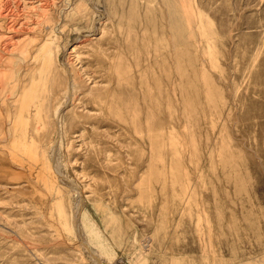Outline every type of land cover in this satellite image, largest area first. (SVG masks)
Returning <instances> with one entry per match:
<instances>
[{"label":"rangeland","instance_id":"rangeland-1","mask_svg":"<svg viewBox=\"0 0 264 264\" xmlns=\"http://www.w3.org/2000/svg\"><path fill=\"white\" fill-rule=\"evenodd\" d=\"M115 3L0 0V264H264V0L178 2L157 126L106 108L153 83Z\"/></svg>","mask_w":264,"mask_h":264},{"label":"bare ground","instance_id":"bare-ground-1","mask_svg":"<svg viewBox=\"0 0 264 264\" xmlns=\"http://www.w3.org/2000/svg\"><path fill=\"white\" fill-rule=\"evenodd\" d=\"M155 0H117V13L118 17L120 18V21H124L128 26L130 27H138L141 30L142 37L140 38L141 41V47L142 51L144 54V65H143V70L142 74H153V83L152 85H149L146 82L144 83L145 87L143 89V92L141 93V89L139 92V95L136 94L135 92H131L127 97L128 99L124 100L121 99L120 103L118 105L116 103H107L106 108L109 110L112 109L114 112L115 116H117L119 119H136L139 117V115L143 112H141V109H139L140 104H137L138 100H143L144 103L146 104V107L148 106L147 110L142 113V119L144 120L145 124L150 125L154 124V126L160 125L162 123L163 118L161 117V109H160V101L164 99L166 104L172 108L174 105H172L171 98L168 93H163L161 89V81L160 79H157L154 74V70H158L160 73L162 72L165 80V86L170 88L172 91L171 95H175V93L180 92V82L182 81V78L184 76V73L181 71V66H180V60L182 57V51L180 49L181 42L184 36V31H185V26L183 24V19L181 16V13L179 11V6H178V0H158L160 5L162 6L164 12H160L159 14L157 11L152 7V3ZM182 1V0H181ZM181 6V5H180ZM159 8V7H157ZM161 10V8H160ZM114 13V12H113ZM41 20V19H40ZM188 21V19H186ZM39 23V22H38ZM27 24V23H26ZM29 24V23H28ZM125 24V25H126ZM190 26V25H187ZM34 27V26H32ZM137 28V29H138ZM20 29V28H19ZM32 29V28H31ZM187 29V28H186ZM17 31V30H16ZM20 31V30H19ZM23 31V30H22ZM31 31V30H30ZM36 32V31H35ZM127 36L125 39L130 38L131 36V31L125 32ZM16 34V33H15ZM192 34V33H191ZM26 35V34H25ZM140 36V35H139ZM190 36V35H189ZM13 37V36H12ZM136 37V36H135ZM191 37V36H190ZM138 38V37H137ZM13 41V39H11ZM10 40V41H11ZM137 39L135 38L133 45L131 42L126 43V48L127 49H134L138 46L136 45L135 47V41ZM190 40V39H189ZM138 41V40H137ZM139 41V43H140ZM11 44V42H10ZM13 44V43H12ZM43 44V43H42ZM26 45V44H25ZM15 46V45H14ZM140 46V45H139ZM34 48V47H33ZM46 48V47H45ZM43 45L40 44V47L37 48V52H41L42 58L44 62H48L51 60V54L49 50H46ZM183 48V46H182ZM189 48V47H188ZM195 48V47H194ZM15 49V47H14ZM195 50V49H194ZM51 51V50H50ZM137 52V50H136ZM196 60V59H195ZM191 61L194 62V57L192 56ZM31 64V63H30ZM31 66V65H30ZM33 68V67H32ZM31 68V69H32ZM50 69V68H49ZM191 69V67H190ZM192 70V69H191ZM184 71V70H183ZM190 72V71H189ZM28 74V72H27ZM187 74V73H186ZM192 74L194 73V69L192 70ZM188 75V74H187ZM127 76V75H126ZM149 76V75H148ZM143 77V76H142ZM192 77V76H191ZM22 78V77H21ZM52 77H50L51 79ZM111 79V78H110ZM58 81V80H56ZM24 82L21 86L20 92L23 93L24 91ZM51 82V81H50ZM111 83V82H110ZM143 84V82H142ZM50 85V84H49ZM57 85V84H56ZM60 85V84H59ZM63 85V84H62ZM212 89H210V98L213 101L214 98L217 96V93L219 90L215 89L214 86ZM216 87V85H215ZM45 88V87H44ZM50 88V87H49ZM57 88V87H55ZM156 89V91H153ZM62 89V88H61ZM50 90V89H49ZM59 92V91H58ZM67 92V91H66ZM137 92V91H136ZM168 92V91H167ZM221 92V91H220ZM54 93V92H53ZM124 93V92H123ZM170 93V91H169ZM35 94V93H34ZM49 94V93H48ZM47 94V95H48ZM127 94V91H126ZM126 94H123L126 95ZM180 94V93H179ZM182 94V93H181ZM66 95V94H65ZM71 95V94H70ZM17 96V95H16ZM15 96V97H16ZM120 96H122L120 94ZM232 96V95H231ZM49 97V95H48ZM55 98V97H54ZM119 98V97H118ZM186 99V98H185ZM188 99V98H187ZM191 99V98H190ZM16 100V99H15ZM120 100V99H119ZM184 100V99H183ZM45 101H47V96H45ZM55 101V100H54ZM97 101V100H96ZM187 101V100H186ZM98 103L105 104L103 101H97ZM117 102V101H116ZM181 102V101H180ZM190 102V101H189ZM141 103V102H140ZM174 103V102H173ZM176 103V102H175ZM183 103V102H182ZM186 103V102H185ZM208 103V102H207ZM142 104V103H141ZM50 104H45L43 103V111L47 112ZM13 106V105H12ZM33 116L36 115L38 116V111L39 106L37 104H34L33 106ZM142 108V107H140ZM210 108V107H209ZM173 109V108H172ZM189 109V108H188ZM50 110V109H49ZM174 110V109H173ZM165 111V110H164ZM190 111V109H189ZM23 112V110H22ZM26 112L31 115V111L26 110ZM188 112V111H187ZM8 113V112H7ZM21 113V112H20ZM181 113V111H180ZM192 118L195 119L196 121L199 118V110L197 108H192ZM191 113V114H192ZM168 114V113H167ZM48 116L47 113H45L44 116ZM141 116V115H140ZM28 117V116H26ZM187 117V116H186ZM30 118V117H29ZM35 118V117H34ZM9 119V118H8ZM57 119V118H56ZM6 120V119H5ZM134 120V119H133ZM139 120V119H138ZM48 121V120H47ZM132 121V120H131ZM135 126H136V122ZM201 121V120H200ZM8 122V121H7ZM126 122V121H125ZM142 122V121H141ZM139 121L140 127L141 123ZM143 122V123H144ZM51 123V122H50ZM138 123V122H137ZM130 124V123H129ZM132 124V122H131ZM53 125V124H52ZM138 125V124H137ZM36 126V125H35ZM34 126V127H35ZM40 127V126H39ZM138 127V126H137ZM36 128V127H35ZM134 128V126H133ZM11 129V128H10ZM31 129V128H30ZM27 130V129H26ZM25 130V132H27ZM36 130V129H35ZM34 130V131H35ZM135 130V129H134ZM12 131V130H11ZM14 131V130H13ZM24 132V131H23ZM31 132V131H30ZM54 132V131H53ZM22 133V132H21ZM13 135V134H12ZM30 136L32 134H29ZM24 137L23 141L19 142L16 145L17 149L18 148H24L27 142L29 141L30 136ZM21 136V135H20ZM12 137V136H11ZM10 137V138H11ZM19 137V136H18ZM33 137V135H32ZM39 138V137H38ZM150 138V137H149ZM20 139V138H19ZM18 139V140H19ZM7 140V139H6ZM34 140V139H33ZM32 138L30 139V142L33 141ZM27 141V142H26ZM35 144V142H32ZM150 143V142H149ZM37 144V143H36ZM35 144V148L37 147ZM30 145V143H29ZM211 147V146H210ZM42 148V147H41ZM46 150V149H45ZM16 151V150H15ZM50 151V150H49ZM8 152V151H7ZM19 152V151H18ZM43 152V150H42ZM211 152V151H210ZM11 154V153H10ZM9 159L13 163L19 162L18 158L16 157L17 155H13V157H10ZM43 155V154H42ZM41 155V157H42ZM7 156V155H6ZM20 156V155H19ZM46 156V155H45ZM3 162V161H2ZM8 162V161H7ZM37 165V164H36ZM46 165V164H45ZM5 167V166H4ZM39 168V167H38ZM46 168V166H45ZM48 169V168H47ZM31 170V169H30ZM29 170V171H30ZM26 171V170H25ZM27 172V171H26ZM29 173V172H28ZM126 198V197H125ZM141 204V202H140ZM124 209V208H123ZM150 215V214H149ZM176 226V225H175ZM174 227V226H173ZM146 242V241H145ZM148 243V242H147ZM146 243V244H147ZM145 244V245H146ZM132 248V247H131ZM147 249V248H146ZM138 251V250H137Z\"/></svg>","mask_w":264,"mask_h":264}]
</instances>
